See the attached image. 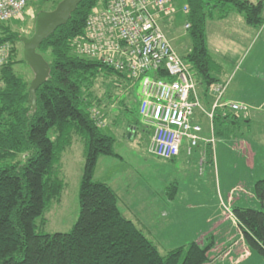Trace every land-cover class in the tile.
<instances>
[{"label":"trees","instance_id":"trees-1","mask_svg":"<svg viewBox=\"0 0 264 264\" xmlns=\"http://www.w3.org/2000/svg\"><path fill=\"white\" fill-rule=\"evenodd\" d=\"M39 1L57 6L61 0ZM185 5L192 48L182 58L202 88L200 97L204 94L207 100L212 86L228 83V90L231 82H218L212 75L220 68L208 47V21L215 15L225 19L235 10L249 26L261 27L264 0H185ZM108 7L109 0H82L69 21L44 39L38 52L49 62L51 74L36 91L34 112L28 101L31 80L15 69L18 63H26L20 49L23 34L11 21L0 26V43L10 45L7 60L0 65V264H207L211 259L213 241H192L161 253L124 215L112 186L94 178L101 155L121 158L115 150L116 138L103 131L108 108L120 105L114 126L125 120L131 133L146 131V138L151 137L139 116L141 95L135 92L139 79L81 47L93 44L88 33L95 12L101 9L105 15ZM154 75L170 80L162 69ZM110 81L117 89H109ZM232 117L234 122L241 119ZM75 134L84 138L86 157L78 219L67 232H42L38 228L47 223L45 211L61 199L66 187L60 163ZM254 193L264 202V178L255 182ZM233 214L248 248L264 257V209L237 205Z\"/></svg>","mask_w":264,"mask_h":264},{"label":"rangeland","instance_id":"rangeland-1","mask_svg":"<svg viewBox=\"0 0 264 264\" xmlns=\"http://www.w3.org/2000/svg\"><path fill=\"white\" fill-rule=\"evenodd\" d=\"M184 5L185 0H175V12L159 20L181 57H186L192 48L191 37L185 28ZM29 6H33L29 14L10 22L27 36L33 34L38 11L56 7L52 1H30ZM222 24L208 21V47L219 68H227L230 73L232 69L236 70L228 93H233L232 99L251 106L250 119L241 118L234 122L229 116L226 119L216 117L212 121L197 108L194 120L202 126L200 145L193 148L191 155L181 153L175 159H163L147 150L146 131L131 133L125 120L120 126L112 124L115 111L120 106L115 104L106 111L107 122L103 131L116 138L115 150L121 158L101 155L94 175L95 179L111 181L121 197L119 207L124 215L138 224L161 253L166 254L182 244L187 246L191 239L185 238L189 235L196 236L201 242L213 241L210 263L207 264H235V258L244 248L246 240L233 214L234 206L264 209V202L254 193L255 182L264 178V49H256L249 55L250 40L245 42V47H236V39L230 38L231 29ZM237 28L240 30L241 26ZM20 49L23 50L22 45ZM258 53L261 57L256 61ZM15 69L30 80L34 77L24 62L18 63ZM212 75L220 79L225 77L224 72L217 69ZM109 89H117L111 81ZM140 89L141 83L138 82L136 94ZM210 138L213 142L207 141ZM187 143V138H184L183 146L186 147ZM84 151V138L75 134L72 146L63 153L60 163L66 187L61 199L54 201L45 211L47 223L38 230L67 232L77 221L80 213L79 186L86 159ZM145 191L163 193L167 201L170 196H177L170 203L174 216L169 213L168 218H161L159 206L154 201L151 204L146 201ZM189 199L195 206L190 205ZM151 220L158 224L157 229L151 227ZM215 221H219V225L214 224ZM149 229L155 232L151 235ZM250 251L255 257L238 264H260L258 257L264 262L262 255L252 249Z\"/></svg>","mask_w":264,"mask_h":264},{"label":"built area","instance_id":"built-area-1","mask_svg":"<svg viewBox=\"0 0 264 264\" xmlns=\"http://www.w3.org/2000/svg\"><path fill=\"white\" fill-rule=\"evenodd\" d=\"M30 1L39 0H0V26L23 19L25 13L29 14ZM173 2L109 0L105 15H102L101 9L95 12V22L88 33L93 44H81L84 52H93L103 57L109 65L139 79V116L142 124L151 130L149 152L163 159H174L180 155L184 138L188 141V155L200 145L202 126L194 120L197 108L212 121L220 109H229L234 114L249 111V106L244 102L224 100L228 83L212 86V105L210 109L204 106L194 72L159 23L161 17L175 12ZM183 11H189L187 5ZM188 26L187 23L186 28ZM9 50L8 43H0V65L6 62ZM161 69L168 72L170 80L154 75ZM99 123L104 125L102 121ZM207 141L213 142V138Z\"/></svg>","mask_w":264,"mask_h":264},{"label":"crops","instance_id":"crops-1","mask_svg":"<svg viewBox=\"0 0 264 264\" xmlns=\"http://www.w3.org/2000/svg\"><path fill=\"white\" fill-rule=\"evenodd\" d=\"M252 1H258V0H252ZM211 21H216V22H220V23H223L222 25H223V27H224V25H225V27H227V28H230L231 29V31H232V34H230L231 35V37L230 38H234V39H236V43H237V45H236V47H242V45L245 47V42H247L248 40H250V41H248V42H250L249 43V46H248V49H251L250 50V53H249V55H252L253 53H254V51L256 50V49H258V50H261V49H264V40H261L260 38H262V36L264 37V24L261 26V27H258V28H254V27H252V26H249L248 24H246V22H245V19H244V17L241 15V14H239L238 12H234V11H232L229 15H228V17H226L225 19H220L217 15H215V17L214 18H212V19H210ZM224 22L226 23V24H224ZM245 23V24H244ZM239 25L241 26V28H240V30L237 28V26L239 27ZM168 37V36H167ZM264 39V38H263ZM261 57V55L258 53V54H256V61H258V59ZM252 63H253V61H252ZM258 63V62H257ZM256 63V64H257ZM253 64H255V62L253 63ZM237 68V67H236ZM219 72H224V76L225 77H223L222 79H220L219 77H217L218 78V82H222V81H225V80H229V81H231V79L233 78V76H234V74H235V72H236V70L235 69H232V71H231V73L229 72V70L227 69V68H220L219 69ZM238 73V72H237ZM236 73V74H237ZM230 76V77H229ZM216 77V76H215ZM232 77V78H231ZM202 92V88L201 89H199V92ZM203 93V92H202ZM138 97H140V91H139V93H138ZM207 97H208V99L206 100V98H204V94H203V99H202V102H203V104H204V106L207 108V109H210V107H211V104H212V99H213V95L209 92L208 93V95H207ZM233 98V93H231V92H229L228 93V90H227V93H226V97H225V99L227 100V101H234V102H243V101H238V100H236V99H232ZM245 103V102H244ZM250 108H251V106L249 105V112L247 113V114H244V115H242V114H236V115H239L241 118H244V119H250V113H251V110H250ZM224 112H226V114L224 115L223 113ZM218 117H223V116H234L235 114L233 113V112H231L229 109H226V110H224V111H222L221 109L220 110H218ZM213 130V129H212ZM214 131V130H213ZM150 139H151V137H150ZM150 139L148 140V145H147V150H149V143H150ZM208 140V139H207ZM150 153V152H149ZM181 153H185V154H187V152H186V147L185 146H183L182 145V149H181ZM181 153H180V155H181ZM188 155V154H187ZM191 155V154H190ZM179 156V155H178ZM176 158V157H175ZM174 158V159H175ZM98 180H100V179H98ZM103 181H106V180H103ZM107 183H109V185L110 186H112V188L118 193V191L116 190V188L112 185V183H111V181H106ZM144 193H146L145 194V197L147 198L146 199V201H149L150 202V204H151V202L152 201H154V202H156L157 204L156 205H158L159 206V214H160V217L161 218H168V214L170 213V215L173 217L174 216V212H172L171 210H170V207H171V202H173L175 199H176V197L177 196H174L173 197V195L172 196H170V198H168V201H167V199H166V197H165V195H163V193H152V192H144ZM118 195H119V193H118ZM128 195V194H127ZM120 195H119V200H120ZM189 203H190V205L193 207V206H195V205H193L192 203H191V199H189ZM156 205H154V206H156ZM134 221V220H133ZM161 223H162V221H161ZM219 221L218 222H214V224H216V225H219ZM150 225H151V227L153 228V229H157L158 228V224L156 223V222H153L152 220H151V222L149 223ZM171 225V224H170ZM169 225V226H170ZM215 225V226H216ZM149 231H150V234L152 235V232H155V231H152V229H149ZM147 235V234H146ZM148 236V235H147ZM193 238V239H192ZM185 239H188V240H190L189 242H192V241H198V239H197V237L196 236H194V237H192V235H189V237H187V238H185ZM153 241V240H152ZM154 242V241H153ZM198 242H200V243H203V242H201V241H198ZM189 244V243H188ZM180 246H186V244H182V245H180ZM180 246H177V247H180ZM243 247V246H242ZM242 247H240V248H238L239 250L242 248ZM238 250V251H239ZM240 259H239V258ZM238 257H236L235 258V261H234V263L235 264H238V263H240V262H244V263H246L249 259H251L252 257L254 258L255 257V255H254V253L253 252H251L250 251V249L248 248V246H247V244L245 243L244 244V248L240 251V255L238 256ZM238 258V259H237ZM232 260H234L233 258H232ZM225 263L227 262V261H224ZM257 262L258 263H260V264H264V262H263V260H262V258H257ZM210 263V262H209ZM227 264V263H226Z\"/></svg>","mask_w":264,"mask_h":264},{"label":"water","instance_id":"water-1","mask_svg":"<svg viewBox=\"0 0 264 264\" xmlns=\"http://www.w3.org/2000/svg\"><path fill=\"white\" fill-rule=\"evenodd\" d=\"M82 0H61L52 10H40L35 16L34 31L30 36L21 35L23 58L33 71L34 77L29 87L28 101L34 112L37 108V89L45 83L51 74L49 62L38 52L44 39L57 28L66 24Z\"/></svg>","mask_w":264,"mask_h":264}]
</instances>
